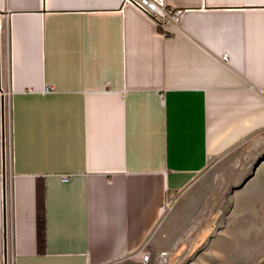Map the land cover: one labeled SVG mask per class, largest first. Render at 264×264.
Instances as JSON below:
<instances>
[{
  "label": "crops",
  "instance_id": "0c3cea01",
  "mask_svg": "<svg viewBox=\"0 0 264 264\" xmlns=\"http://www.w3.org/2000/svg\"><path fill=\"white\" fill-rule=\"evenodd\" d=\"M165 2L0 0V264L140 258L214 157L264 188V0Z\"/></svg>",
  "mask_w": 264,
  "mask_h": 264
},
{
  "label": "rangeland",
  "instance_id": "374dc122",
  "mask_svg": "<svg viewBox=\"0 0 264 264\" xmlns=\"http://www.w3.org/2000/svg\"><path fill=\"white\" fill-rule=\"evenodd\" d=\"M219 175L214 157L170 200L143 246L153 256L147 264H264V188L224 187ZM156 239L159 252L153 249ZM163 251L168 254L160 262ZM117 264L143 263L136 257Z\"/></svg>",
  "mask_w": 264,
  "mask_h": 264
},
{
  "label": "built area",
  "instance_id": "2783aa9c",
  "mask_svg": "<svg viewBox=\"0 0 264 264\" xmlns=\"http://www.w3.org/2000/svg\"><path fill=\"white\" fill-rule=\"evenodd\" d=\"M124 4H129L137 7L141 11L145 13H149L156 17L157 21L162 25L166 23L167 21H172L175 23H179L181 21L183 9L181 8H175L172 6L167 5L165 0H123ZM227 54L223 55L224 59H227ZM46 89H49L47 86ZM170 208V201L165 202V204L162 206V212L165 213ZM140 255V260L143 264H147L149 261L153 259L152 253L150 250L145 251L143 247L138 252ZM167 251H163L159 257L158 260L160 262H163V260L166 259ZM119 262V259H114L111 261H108L103 264H117Z\"/></svg>",
  "mask_w": 264,
  "mask_h": 264
}]
</instances>
